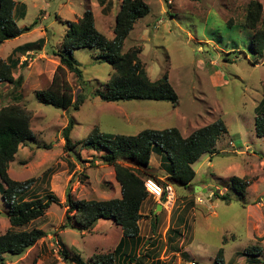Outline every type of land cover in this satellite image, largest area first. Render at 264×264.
<instances>
[{
    "label": "rangeland",
    "instance_id": "1",
    "mask_svg": "<svg viewBox=\"0 0 264 264\" xmlns=\"http://www.w3.org/2000/svg\"><path fill=\"white\" fill-rule=\"evenodd\" d=\"M13 1L16 11H19L18 6L24 8L23 18L14 17L17 27L34 25L29 32L0 45V60L5 61L15 47L27 43L34 45L27 50L28 54L14 56L20 64L12 71V77L20 76L22 82L20 85L0 83V108L15 105L27 111L35 142L19 147L8 175L19 182L34 180L24 197L26 200L52 193L61 205H51L44 217L16 229H40L46 237L22 256H4V264H72L71 256L89 262L94 255L108 253L116 242L119 228L115 230L112 225L103 227L100 237L87 236L92 234L90 231L81 234L75 230L77 228H67L61 234L59 229L65 222L63 204L67 190L74 200L111 198L112 169L100 160L97 150L81 147L94 128L104 136H135L143 130L175 128L186 137L218 118L224 121L227 129L215 146L220 152L212 156L205 154L194 163L192 183L209 184L212 192L227 195L229 203L213 196V201L207 202L209 189L202 194L192 187L185 190L172 187L174 211L177 213L185 202L188 207L185 235L175 241L179 247L183 240V246L192 257L172 254L162 247L159 262L213 264L221 248L225 264H264V137H257L254 130L255 109L264 97V54L260 58L252 55L253 31L241 26L248 5L257 2L262 8L264 27V0H171L167 4L164 0H142L148 5L149 13L134 24L122 50H140L139 59L150 80L167 75L178 97L177 105L101 101L96 94L105 89L113 70L97 58V50L78 49L72 56L82 71L83 85L79 86L73 74H66L73 94L81 93L85 98L78 111L41 105L35 93L45 90L51 82L58 65L53 53L59 50L67 22H76L84 10L90 9L96 29L111 39L121 0H105L103 6H99L97 0ZM229 22L230 28L226 26ZM39 39L44 41L40 47L37 45ZM68 120L73 122L70 140L74 146L66 153L61 132ZM47 146L50 148L46 149ZM76 165L79 170L73 173ZM234 176H244L250 184L246 204L233 192L230 182ZM209 203L214 207H209ZM247 204L254 219L252 233L245 223L243 207ZM5 213L0 196V235L9 228ZM56 243L58 255L53 251ZM254 245L261 247L262 255L253 262L236 255ZM63 250L68 255L66 259L61 254Z\"/></svg>",
    "mask_w": 264,
    "mask_h": 264
},
{
    "label": "trees",
    "instance_id": "2",
    "mask_svg": "<svg viewBox=\"0 0 264 264\" xmlns=\"http://www.w3.org/2000/svg\"><path fill=\"white\" fill-rule=\"evenodd\" d=\"M171 0H164L167 4ZM201 2L202 0H188ZM103 6L105 0H97ZM13 0H0V45L29 32L30 27L19 28L14 21V14L24 17L23 6H18ZM148 5L142 0H121L119 11L114 20L112 38L107 39L100 33L94 22L90 9L84 10L76 22H67V28L59 50L53 55L58 59L51 82L45 90L35 93L36 101L45 106L67 111L70 108L78 111L85 98L81 93L73 94L72 87L66 80V74H73L79 86L83 84L82 71L73 59L72 52L78 49H94L98 51L97 58L108 64L113 75L103 91L96 94L106 103L128 101L167 102L175 107L178 97L170 85L167 75L152 81L149 79L142 65L138 49L123 52L125 39L132 31L134 24L147 16ZM231 27L230 22L226 24ZM242 28L253 31L250 41L251 53L257 57L264 54V27L262 26V8L257 2L248 5ZM43 39L38 40L40 47ZM34 44L24 48H16L5 60H0V83L20 85L22 77L14 79L12 71L18 66V60L13 56L20 50H29ZM73 129L72 120L61 132L63 150L68 153L73 148L70 133ZM254 130L257 137H264V97L255 109ZM227 132L224 121L216 119L210 124L195 129L188 136L183 137L175 128L163 130H143L135 136H104L94 128L87 139L82 141L81 147L97 150L100 160L111 167L114 178L120 187L121 198L106 201L74 200L71 192H65V222L59 229L77 228L80 231H90L98 220H110L121 231L122 239H134L138 236V221L140 207L148 197L143 182L147 178L154 179L162 187L170 185L186 189L195 178L192 165L205 155L216 152L215 145L219 138ZM35 142V135L30 128V115L18 106L10 105L0 108V196L6 208L9 228L0 235V264H4V256L19 257L33 248L46 233L40 229L21 230L31 222L46 214L51 205L60 206V200L48 193L44 197L26 200L24 197L30 190L33 179L23 182L12 180L8 175L10 162L17 155L19 147L25 143ZM50 147L47 146L46 149ZM45 149V147H43ZM152 154L162 156L166 164V178L157 179L149 170V160ZM233 192L239 200L245 197V188L249 185L244 178L233 177ZM241 187L236 189L234 185ZM215 199L229 203L227 195L214 192ZM71 215V216H70ZM264 228V226H263ZM176 233V232H175ZM225 242V240H224ZM121 244L112 253L94 255L87 264H142L136 257H125L120 262L117 255ZM66 259L68 255L61 252ZM239 256L247 257L250 262L262 255L261 247L254 245L239 252ZM184 256V255H183ZM70 260H78V257ZM35 264V263H32ZM213 264H225L223 249H219Z\"/></svg>",
    "mask_w": 264,
    "mask_h": 264
},
{
    "label": "crops",
    "instance_id": "3",
    "mask_svg": "<svg viewBox=\"0 0 264 264\" xmlns=\"http://www.w3.org/2000/svg\"><path fill=\"white\" fill-rule=\"evenodd\" d=\"M15 12H16V10H15ZM16 15L18 16V14H15V17H16ZM30 44L31 43H27V44H24V45L18 46V47L24 48L25 46H28ZM18 47H15L12 50V52ZM12 52H11V54H12ZM21 53L28 54V51L25 52V50H20V52H18L16 54L21 55ZM14 56H13V59H14ZM6 59H4V60H6ZM20 59H22V58H20ZM16 60H18V59L16 58ZM19 64L20 63L18 61V65ZM21 65H22V63H21ZM221 138H222V136L219 138V140ZM219 140L216 142L217 144H218ZM215 149H216V152L213 155L218 154L220 152L217 150V148H215ZM99 154L102 155V153H99ZM210 156H212V155H210ZM203 162H204V160H203ZM193 165H192V167H193ZM210 165H211V163L209 162L208 166H210ZM9 167H10V164H9ZM149 169H150L149 171L154 176H156L157 179H159L161 181L165 180V178H166V172H165L166 164L164 163L162 156H160L158 154H155V155L152 154L150 157V160H149ZM8 170H9V168H8ZM76 170H79V165H76V167H74L73 173H75ZM112 171H113V169H112ZM245 177H247V176H245ZM238 178L242 179V178H244V176H241ZM109 182H110L109 183V190L111 191L110 192L111 198H109L107 200L120 199L121 198L120 187L117 184V182L115 181L114 172H112V175H110ZM190 187H192L193 191H194L195 187H199V189H200L199 192L202 194L207 192L208 189L210 190L209 184H206L203 182H200L198 184H193L191 182L186 189H188ZM249 187H250V184L247 186V188H245V197H244V203L245 204L247 203V201L249 199V195H250ZM226 189L227 188H225V190ZM216 190H218V189L216 188ZM105 192H108V190ZM213 193L214 192H212V190L209 191V196L206 199L207 202L213 201L212 200ZM188 199L190 200L191 196H188ZM211 204L212 203H209V207H214ZM159 205L161 207L160 211L157 210ZM172 205H173V203H171V204H160V203H157L151 197H147L140 207L139 214L141 215V219L138 221L139 233H138V236L134 239H122L123 235H122L121 229L118 226H116L112 221L102 220V219L98 220L96 222L94 227L90 230V233H92V234H88L87 236H98L99 235V237H100V235L102 233L100 231L105 226H110V225L115 226V230H117L116 227L119 228L118 234L116 236V242H114V244L110 246L108 253L114 252L115 249L121 244L120 252L117 255V259L120 262H122L125 259V257H133L134 256L136 258H139L141 260L142 264H166L165 262H163V263L159 262V260H162V257L158 256L162 247H163L164 251L169 249V250H171L172 254H180V255L182 254V255H184V257H186L188 255L191 258L192 256H190V254L186 250L187 247L183 246V244H184L183 240L180 241L179 247L177 246V241H175L176 239H179L180 237H184L183 235H185V231L187 229V224H186V219H185L186 218L185 216L188 215L187 204L185 202L181 206V209H179V211H177V213L172 208ZM188 205H191V203H188ZM241 206L243 207L245 205H241ZM249 208H250V206L248 204L245 207H243V209L246 210V222L245 223L247 225V229H249V227H250V230L252 233V231L254 229V219H253V216L249 213L250 212ZM160 218H161V220H160ZM108 221L110 223H108ZM70 229H74V228H70ZM65 230H62L61 234H63ZM75 230H78V229H75ZM78 231H80V230H78ZM81 232H82L81 234H84V232H88V231H81ZM251 236H252V240H254L253 234H251ZM64 245L66 246L65 243H64ZM64 245H62V246L65 249ZM73 258L75 259V257H73V256L70 257V259H73ZM70 262L72 264H87L88 263V262H82L79 257H78V260H70Z\"/></svg>",
    "mask_w": 264,
    "mask_h": 264
},
{
    "label": "built area",
    "instance_id": "4",
    "mask_svg": "<svg viewBox=\"0 0 264 264\" xmlns=\"http://www.w3.org/2000/svg\"><path fill=\"white\" fill-rule=\"evenodd\" d=\"M143 186H144V189H145L148 197H151L157 203L171 204L174 202L175 195H174L173 188L170 185L162 187L154 179L147 178L144 180ZM54 249H53L54 253L58 255L59 246H57V243H56V248H54ZM188 264H196V263L192 261Z\"/></svg>",
    "mask_w": 264,
    "mask_h": 264
},
{
    "label": "water",
    "instance_id": "5",
    "mask_svg": "<svg viewBox=\"0 0 264 264\" xmlns=\"http://www.w3.org/2000/svg\"><path fill=\"white\" fill-rule=\"evenodd\" d=\"M194 191H195V192H196V191H200L199 187H195ZM160 209H161V207H160V205H159L158 208H157V210L160 211Z\"/></svg>",
    "mask_w": 264,
    "mask_h": 264
}]
</instances>
